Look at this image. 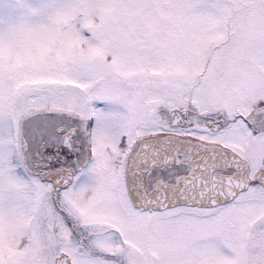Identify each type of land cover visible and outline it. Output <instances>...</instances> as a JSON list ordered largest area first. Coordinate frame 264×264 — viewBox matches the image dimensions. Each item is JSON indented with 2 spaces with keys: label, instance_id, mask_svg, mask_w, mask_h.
Returning <instances> with one entry per match:
<instances>
[{
  "label": "snow or ice",
  "instance_id": "6c2138e0",
  "mask_svg": "<svg viewBox=\"0 0 264 264\" xmlns=\"http://www.w3.org/2000/svg\"><path fill=\"white\" fill-rule=\"evenodd\" d=\"M0 264H264V0H16Z\"/></svg>",
  "mask_w": 264,
  "mask_h": 264
},
{
  "label": "rangeland",
  "instance_id": "374dc122",
  "mask_svg": "<svg viewBox=\"0 0 264 264\" xmlns=\"http://www.w3.org/2000/svg\"><path fill=\"white\" fill-rule=\"evenodd\" d=\"M16 0H0V17H9L15 8Z\"/></svg>",
  "mask_w": 264,
  "mask_h": 264
}]
</instances>
